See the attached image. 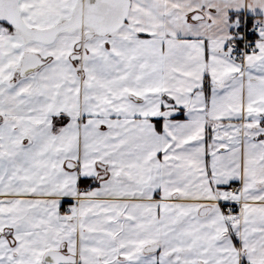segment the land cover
Listing matches in <instances>:
<instances>
[{
  "label": "snow or ice",
  "instance_id": "snow-or-ice-1",
  "mask_svg": "<svg viewBox=\"0 0 264 264\" xmlns=\"http://www.w3.org/2000/svg\"><path fill=\"white\" fill-rule=\"evenodd\" d=\"M0 264H264V0H0Z\"/></svg>",
  "mask_w": 264,
  "mask_h": 264
}]
</instances>
